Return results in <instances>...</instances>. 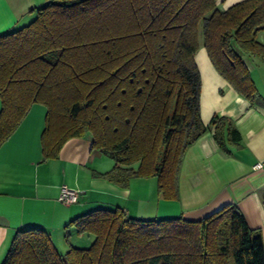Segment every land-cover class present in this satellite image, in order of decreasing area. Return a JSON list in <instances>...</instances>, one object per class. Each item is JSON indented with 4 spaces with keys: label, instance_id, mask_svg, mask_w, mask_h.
<instances>
[{
    "label": "trees",
    "instance_id": "obj_1",
    "mask_svg": "<svg viewBox=\"0 0 264 264\" xmlns=\"http://www.w3.org/2000/svg\"><path fill=\"white\" fill-rule=\"evenodd\" d=\"M262 28L264 0L223 10L217 0H46L0 33V145L42 103V159L89 134L90 149L113 161L93 175L122 187L154 176L158 194L176 199L183 153L198 137L212 131L226 152L241 145L231 118H200V35L215 70L254 104L244 58L264 59ZM69 224L91 243L59 252L45 229L29 227L15 232L0 264H264L260 231L233 203L197 220L98 207Z\"/></svg>",
    "mask_w": 264,
    "mask_h": 264
},
{
    "label": "crops",
    "instance_id": "obj_2",
    "mask_svg": "<svg viewBox=\"0 0 264 264\" xmlns=\"http://www.w3.org/2000/svg\"><path fill=\"white\" fill-rule=\"evenodd\" d=\"M46 0H0V33L28 22L34 9ZM239 0H217L226 9ZM264 45V28L257 33ZM200 87V118L227 116L241 136L239 147L224 151L206 131L184 151L178 172V197L152 200L150 177H134L122 187L103 177L112 163L90 149L89 134L68 138L55 157L42 159L41 133L46 108L33 103L16 129L0 145V263L17 230L45 229L59 252L69 246H88L93 236L78 234L68 222L93 208L115 206L136 218L182 217L200 219L226 204H236L250 228L258 229L264 242V59L244 58L258 93L251 104L213 67L205 48L195 53ZM259 163V166H255ZM147 179V180H146ZM62 184L79 190L78 201L58 199ZM152 202V203H151ZM148 204H151L150 208ZM67 225V227H66ZM69 240L65 239V232ZM65 251H62V250Z\"/></svg>",
    "mask_w": 264,
    "mask_h": 264
},
{
    "label": "built area",
    "instance_id": "obj_3",
    "mask_svg": "<svg viewBox=\"0 0 264 264\" xmlns=\"http://www.w3.org/2000/svg\"><path fill=\"white\" fill-rule=\"evenodd\" d=\"M260 164L257 163L255 166H259ZM79 191L68 187L65 184L60 186V193L58 199L66 202V203H74L78 201Z\"/></svg>",
    "mask_w": 264,
    "mask_h": 264
},
{
    "label": "rangeland",
    "instance_id": "obj_4",
    "mask_svg": "<svg viewBox=\"0 0 264 264\" xmlns=\"http://www.w3.org/2000/svg\"><path fill=\"white\" fill-rule=\"evenodd\" d=\"M37 1H39V0H37ZM200 44H199V47L200 46H202V38H201V35H200ZM103 157H102V159L103 160H107V161H109V162H111L112 164H113V161H112V159L110 158V157H108V156H106V155H102ZM151 179V182H152V184H151V190H149L148 192H147V196L151 199V201H153L152 200V197L153 198H155L156 197V193H157V185H156V178L154 177V176H151L150 177ZM147 180V179H146ZM74 189V188H73ZM77 190V189H76ZM79 191V190H78ZM152 203V202H151ZM150 206H151V204H148V207H146L147 209L148 208H150ZM130 215H132V214H130ZM62 251H65L64 249L62 250Z\"/></svg>",
    "mask_w": 264,
    "mask_h": 264
}]
</instances>
